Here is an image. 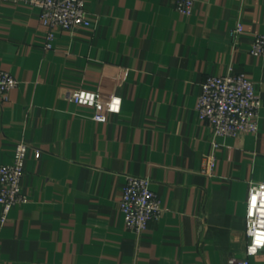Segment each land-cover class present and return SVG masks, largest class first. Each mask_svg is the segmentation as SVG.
<instances>
[{"label":"crops","instance_id":"0c3cea01","mask_svg":"<svg viewBox=\"0 0 264 264\" xmlns=\"http://www.w3.org/2000/svg\"><path fill=\"white\" fill-rule=\"evenodd\" d=\"M87 10L92 25L56 29L47 50L41 11L0 2V70L18 81L0 101V165L29 145V201L5 225L0 205V264L238 263L250 187L264 183V57L250 54L264 0H198L189 17L173 0H87ZM230 72L254 82L259 130L214 140L196 106L207 77ZM76 89L122 109L98 123L69 100ZM127 175L150 179L162 201L141 235L120 210ZM249 262L264 264V249Z\"/></svg>","mask_w":264,"mask_h":264},{"label":"built area","instance_id":"2783aa9c","mask_svg":"<svg viewBox=\"0 0 264 264\" xmlns=\"http://www.w3.org/2000/svg\"><path fill=\"white\" fill-rule=\"evenodd\" d=\"M25 2L40 11V21L46 29V49L53 47L56 29L73 30L90 27L92 19L87 10V0H0V2ZM175 8L182 15L192 16L198 0H173ZM244 31L242 24L232 34ZM250 54L264 57V35H256ZM18 85L9 72L0 70V101L7 102L9 93ZM69 100L77 105L94 110L92 120L107 123L112 114L120 113L122 99H104L97 91L76 89L69 93ZM263 101L257 94L254 82L243 73H228L224 76H210L202 84V93L196 110L199 120L207 123L213 132V139L237 137L242 134H256L259 130L260 111ZM214 142V148H218ZM29 145L20 142L15 148L12 163L0 165V205L3 207L1 224L8 221V214L17 205L26 204L28 195L22 188L25 176V161ZM217 166L214 154L208 157L202 173L213 176ZM120 210L127 229L137 235L144 233L150 221L163 214L162 201L152 189L150 179L135 175L126 176V185L120 201ZM248 245L245 257L236 264H250L249 257L264 249V183L251 185L246 217ZM1 243V241H0Z\"/></svg>","mask_w":264,"mask_h":264}]
</instances>
